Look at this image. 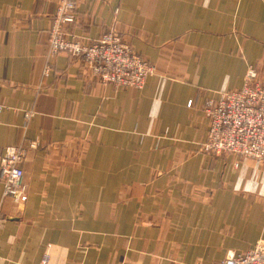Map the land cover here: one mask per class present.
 <instances>
[{
    "label": "crops",
    "instance_id": "obj_1",
    "mask_svg": "<svg viewBox=\"0 0 264 264\" xmlns=\"http://www.w3.org/2000/svg\"><path fill=\"white\" fill-rule=\"evenodd\" d=\"M57 2L0 0V157L26 150L27 187L16 205L0 182V264H217L264 240V167L200 151L204 104L249 67L264 85V0H75L70 33L154 67L140 90L50 55Z\"/></svg>",
    "mask_w": 264,
    "mask_h": 264
},
{
    "label": "built area",
    "instance_id": "obj_2",
    "mask_svg": "<svg viewBox=\"0 0 264 264\" xmlns=\"http://www.w3.org/2000/svg\"><path fill=\"white\" fill-rule=\"evenodd\" d=\"M75 20V0H58L48 31L50 55L64 53L80 58L101 84L142 89L146 79L154 74V67L114 31H108L90 42L83 41L67 30ZM48 69L45 70L46 75ZM3 109L0 104V112ZM203 112L208 121L207 137L200 145L203 154L250 159L264 167V85L259 81L255 68L247 69L239 90L222 93L217 100L207 101ZM32 116V111L25 113L27 120ZM37 146V142H31L28 148L35 149ZM25 152L19 147L7 148L0 157L3 196L16 205L27 200L21 167ZM217 264H264V240L256 242L244 254L229 253Z\"/></svg>",
    "mask_w": 264,
    "mask_h": 264
}]
</instances>
